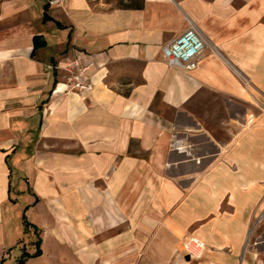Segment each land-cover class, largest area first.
Instances as JSON below:
<instances>
[{
  "label": "crops",
  "instance_id": "1",
  "mask_svg": "<svg viewBox=\"0 0 264 264\" xmlns=\"http://www.w3.org/2000/svg\"><path fill=\"white\" fill-rule=\"evenodd\" d=\"M121 1L0 0V264H264V0Z\"/></svg>",
  "mask_w": 264,
  "mask_h": 264
},
{
  "label": "built area",
  "instance_id": "2",
  "mask_svg": "<svg viewBox=\"0 0 264 264\" xmlns=\"http://www.w3.org/2000/svg\"><path fill=\"white\" fill-rule=\"evenodd\" d=\"M51 4H61L65 0H45ZM206 45V39L201 30L194 24L190 25L183 32L172 38L162 46V54L167 63L171 66H178L193 69L197 66L199 55ZM60 69L62 79L68 86L77 90L93 89V81L87 74L89 63L85 62L80 56H75L65 60L63 64L54 66ZM264 212L255 215V221L260 220ZM189 252L191 247L185 244Z\"/></svg>",
  "mask_w": 264,
  "mask_h": 264
},
{
  "label": "trees",
  "instance_id": "3",
  "mask_svg": "<svg viewBox=\"0 0 264 264\" xmlns=\"http://www.w3.org/2000/svg\"><path fill=\"white\" fill-rule=\"evenodd\" d=\"M122 1H121V3H123V5H124L123 7H142V5H143V3H140L139 1H135L139 6H133L134 5V1L133 0H129V1H126V2H124V1L122 2ZM48 5H49V2H46L45 6H48ZM35 39H39V37L36 36ZM24 220H25V226L27 227L29 221L26 218L25 214H24ZM30 223L35 227L36 232H38L37 233V239H36V242H35L37 246H36L35 251H33V252H30V251L26 250V248H25L23 253H22V255H21V257H20V259H19L18 264H24V261H25V259L28 256L40 254L41 251H42V249L40 247V242H41V236H40V233H39L40 231L38 230V228H37V226L35 224H33L32 222H30Z\"/></svg>",
  "mask_w": 264,
  "mask_h": 264
},
{
  "label": "rangeland",
  "instance_id": "4",
  "mask_svg": "<svg viewBox=\"0 0 264 264\" xmlns=\"http://www.w3.org/2000/svg\"><path fill=\"white\" fill-rule=\"evenodd\" d=\"M23 208H24V206H23ZM24 214H25V216H26V218L28 219V221H29V223H28V226L26 227L27 228V231H28V233H31V234H36L37 235V233L38 232H36V230H35V227L30 223L32 220H31V212H24ZM40 231V230H39ZM39 233H41V231L39 232ZM34 247V246H33ZM28 248H30V246L28 247ZM22 249H23V251H24V249L25 248H23L22 247ZM35 249V248H34ZM18 250V249H17ZM20 250V249H19ZM27 250V249H26ZM23 251H22V253H23ZM35 251V250H34ZM28 257H30V256H28ZM34 260V259H33ZM25 261H26V259H25ZM24 261V264L26 263V264H30L29 263V261L28 262H25ZM45 264H49L48 263V260L47 261H45Z\"/></svg>",
  "mask_w": 264,
  "mask_h": 264
}]
</instances>
